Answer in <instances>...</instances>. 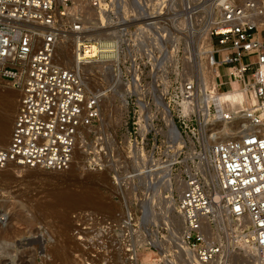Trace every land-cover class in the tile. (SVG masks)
I'll use <instances>...</instances> for the list:
<instances>
[{
	"label": "built area",
	"instance_id": "1",
	"mask_svg": "<svg viewBox=\"0 0 264 264\" xmlns=\"http://www.w3.org/2000/svg\"><path fill=\"white\" fill-rule=\"evenodd\" d=\"M91 64L102 70L85 72ZM93 78L123 90L110 136ZM0 80L16 92L0 169L61 172L82 151L119 198L143 190L139 214L121 220L149 228L169 181L188 264H232L238 240L264 264V0H0ZM232 89L248 99L234 113L220 99ZM232 121L244 132L217 141L215 124Z\"/></svg>",
	"mask_w": 264,
	"mask_h": 264
},
{
	"label": "rangeland",
	"instance_id": "2",
	"mask_svg": "<svg viewBox=\"0 0 264 264\" xmlns=\"http://www.w3.org/2000/svg\"><path fill=\"white\" fill-rule=\"evenodd\" d=\"M109 81L94 79L90 88L106 87ZM0 94V117L11 125L16 92L0 80ZM118 109L110 114L102 105L104 119L114 118L110 131L122 118ZM82 163L61 172L12 165L0 169V264H188L179 247L180 218L162 193L152 203L155 226H125L121 217L128 211L139 214L143 190L119 198L108 172L89 171ZM238 255L232 264L244 263Z\"/></svg>",
	"mask_w": 264,
	"mask_h": 264
},
{
	"label": "bare ground",
	"instance_id": "3",
	"mask_svg": "<svg viewBox=\"0 0 264 264\" xmlns=\"http://www.w3.org/2000/svg\"><path fill=\"white\" fill-rule=\"evenodd\" d=\"M94 25H95V23L93 24V26ZM71 38H73V37H71ZM197 43L204 44V46L208 45V44H205V42H202L201 40L197 41ZM89 49H90L89 50L90 55H94L97 51V47L93 43L89 44ZM57 56L64 63L71 65L72 52H71L70 45H61L57 51ZM83 70L85 72H88V73L95 75L96 71L102 70V64H91L89 66H85ZM203 78H204L203 80L205 83H208L209 81H211L215 85L214 73L211 74L210 71L205 70L203 72ZM91 81H94V78H93V80L88 79L87 83H88L89 87H91V84H90ZM110 83L111 82L109 81L106 87H101L99 85L98 87H96L97 88L96 90H101L103 92L102 98H101V105L104 106V112H107L109 110V112L111 114V113H114V112L119 110L118 107L114 104V99L118 95H123V90L121 88H115V91H113V92L111 91L110 93L107 92L108 89L111 88ZM0 98H2V97L0 96ZM4 98H6V96ZM220 99L228 105V107L232 110L233 113H234V111H236L239 108L240 104L243 103V101L248 100L244 91L240 90V89H232V90L223 91L220 93ZM156 100L158 101V104H160L163 107V110H164L165 115H166V123L169 126L172 123L170 121L169 109L166 107L165 104H163L158 93L156 94ZM120 109H121L122 114H123V111H125V108L122 107ZM102 115H103V122L102 123L104 125L103 130L108 136H110V132L107 130V128H108L109 122H113L114 118H112V115H110V117L112 118V121H109L107 119L108 117H105L106 119H104L103 112H102ZM2 117H0V146H4L7 143L9 133H10V128H11V125H9V123L7 125V122ZM246 125L247 124L244 121H243V125H240L239 121H232L230 123L219 122V123L215 124V127H213V129H216L217 132L220 134V138L217 141H223V140H230V139L238 138L244 132L243 129H244V127H246ZM79 153L83 154L84 160L87 159L86 154L84 152L77 151L73 157L72 163L68 167H74V166L76 167L82 163L79 160V158H80ZM82 164H84V163H82ZM170 190H171V185L169 184V181H167V183L165 184V188L160 191V194L162 193L161 198L164 200V203L167 204L166 202H168L167 205H169V203H170L169 206H172V209H174L173 198H172V195L170 194L171 193ZM179 222L181 223V225L180 224L179 225L181 227H183V221L181 218L179 219ZM179 244H180V246H179L180 249L182 251H184V253L187 256H189L188 257V259H189L191 256H190L189 251L183 245L182 237L181 238L179 237ZM236 244L240 248V256L242 257V259H244L243 264H255V263H253V260H255V258H256V253L254 252V250H252L248 246L242 244L239 240L236 241ZM149 252L146 254L151 255V252H150V254H149ZM236 255H234L233 257H239V255H237V256ZM145 257H147V255L146 256L144 255V258ZM150 259L151 258H149V260ZM147 260H148V257H147Z\"/></svg>",
	"mask_w": 264,
	"mask_h": 264
}]
</instances>
